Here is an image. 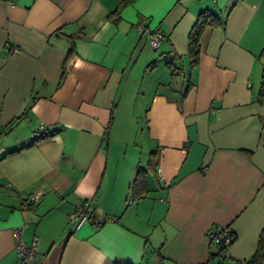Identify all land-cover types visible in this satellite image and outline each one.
Listing matches in <instances>:
<instances>
[{
  "label": "crops",
  "instance_id": "1",
  "mask_svg": "<svg viewBox=\"0 0 264 264\" xmlns=\"http://www.w3.org/2000/svg\"><path fill=\"white\" fill-rule=\"evenodd\" d=\"M117 4L0 0V264H20L18 227L39 264H218L217 226L236 238L224 262L249 259L264 229V0H136L114 23ZM204 10L226 25L204 31L179 82L168 63ZM140 18L164 33L157 50ZM142 108L156 157L134 199L143 148L119 115ZM80 200L104 222L70 226Z\"/></svg>",
  "mask_w": 264,
  "mask_h": 264
},
{
  "label": "trees",
  "instance_id": "2",
  "mask_svg": "<svg viewBox=\"0 0 264 264\" xmlns=\"http://www.w3.org/2000/svg\"><path fill=\"white\" fill-rule=\"evenodd\" d=\"M136 0H118L116 9L108 15V19L117 23L120 20V15L124 8L132 4ZM226 19L223 20L210 10H204L200 12L196 18L195 23L193 24L189 35H188V57L190 60V68L194 69L198 63L201 53L200 39L202 34L207 28H216L226 25ZM73 49L69 50V55L72 53ZM181 58V57H178ZM176 63L170 62L168 66L172 71V75L176 74ZM257 99L261 104H264V67L262 70V82L260 85L259 92L257 94ZM35 101V99H33ZM156 152H152L150 159L148 161L146 168H139L136 174L134 181L130 185V191L132 198L140 199L145 197L148 192H150L148 186V175L153 171L155 164ZM233 236V243L235 241V236ZM211 246L215 247V251H211L210 260L213 261L216 258H219L218 264H227L225 263V253L229 247H226L222 242L216 243L214 240H211ZM234 264H264V229L260 234L258 248L256 252L245 261H236L233 260Z\"/></svg>",
  "mask_w": 264,
  "mask_h": 264
},
{
  "label": "built area",
  "instance_id": "3",
  "mask_svg": "<svg viewBox=\"0 0 264 264\" xmlns=\"http://www.w3.org/2000/svg\"><path fill=\"white\" fill-rule=\"evenodd\" d=\"M138 31L150 41L151 47L157 50L162 44L165 35L158 27L151 28L146 25V20L140 18L136 24ZM5 51L8 55L20 53V49L11 43L5 44ZM44 130V127H41ZM7 154V149L0 147V159ZM40 193L30 195L25 203V207H36L40 202ZM86 221H93L97 224H101L104 220L99 219L95 215V206L92 201L80 200L76 203L75 209L70 214L69 224L72 227H79ZM23 227L15 229L16 237V251L20 260V264H39L36 262V253L38 240L35 238L30 244H27L23 240ZM210 240H214L216 243L222 242L226 247H230L233 244L232 232L228 227L217 226L208 231Z\"/></svg>",
  "mask_w": 264,
  "mask_h": 264
},
{
  "label": "rangeland",
  "instance_id": "4",
  "mask_svg": "<svg viewBox=\"0 0 264 264\" xmlns=\"http://www.w3.org/2000/svg\"><path fill=\"white\" fill-rule=\"evenodd\" d=\"M148 43L149 45H151L149 40ZM159 55H163L161 51L159 52ZM176 62L180 70L179 72H182L183 70L185 73V77H183L179 73V75H176L175 78L179 82H183V79L185 78L184 82H187L191 73L189 57L186 55L183 58L181 57V59L176 60ZM121 117L124 118L127 128L125 129V131H123V134L120 137L122 139H128L129 142L136 143L138 147L143 148V155L145 161L142 162V167L145 168L147 162L150 159V155L154 150V148L150 145V141L148 138L146 109L142 108L139 112L137 111V113H131V111L129 110L128 112L126 111L124 115L121 113L119 115V118ZM149 179L150 185L152 186L154 180L152 177H149Z\"/></svg>",
  "mask_w": 264,
  "mask_h": 264
}]
</instances>
